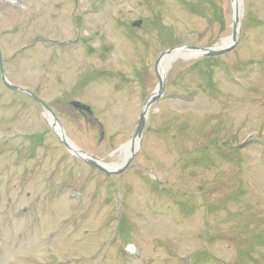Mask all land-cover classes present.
<instances>
[{
    "label": "rangeland",
    "instance_id": "rangeland-1",
    "mask_svg": "<svg viewBox=\"0 0 264 264\" xmlns=\"http://www.w3.org/2000/svg\"><path fill=\"white\" fill-rule=\"evenodd\" d=\"M210 1L0 0L4 74L27 90H0V264H264V0H241L230 51L171 61L117 175L67 151L34 98L77 148L121 165L157 55L230 36L232 0Z\"/></svg>",
    "mask_w": 264,
    "mask_h": 264
},
{
    "label": "water",
    "instance_id": "water-1",
    "mask_svg": "<svg viewBox=\"0 0 264 264\" xmlns=\"http://www.w3.org/2000/svg\"><path fill=\"white\" fill-rule=\"evenodd\" d=\"M141 23L140 20L138 21H134L132 22V26H139ZM232 33H231V41L227 44H220L217 46H212V47H198V46H190V45H182L179 47H175V48H171V49H167L165 51H163L162 53L159 54L157 60H156V64L158 63L159 59L161 57H163L165 54H169L173 51H178V50H190L194 53V57L195 56H200V55H218V54H222L224 52H226L227 50L231 49L234 45V43L237 41L238 39V31H239V19L237 16L233 17V21H232ZM158 84L157 87L155 88V90L150 94V96L148 97V99L145 101L142 110L140 112L139 115V120H138V124H137V128L135 130V134L134 137L132 139V141L141 136L143 127H144V123H145V116L147 113V110L149 108V106L156 101L159 97L160 94L163 90L164 87V82L163 79L158 75ZM2 80L4 82V84H6L8 87L13 88V89H18V90H23L26 91L25 89H21V88H17L16 86H13L12 84H10L5 77L2 75ZM34 98L36 100H38L40 102V104L49 111V108L36 96H34ZM71 105L74 106L75 108H77L80 111H90L89 107L79 103L78 101H72ZM54 120L59 124L57 118L52 115ZM61 143L65 146V148L70 151L71 153L75 154L76 156H78L79 158H81L82 160H84L85 162H87L88 164L96 167L98 170H100L101 172L105 173V174H115L118 173L120 171H122V169L125 168L126 164L130 161L133 151L125 158V160L123 161V163L121 165L118 166H114V165H106L104 164L100 159L91 156L89 154H87L86 152L82 151L81 149L77 148L75 145H73L70 141L67 142L65 139L59 137ZM129 249L132 250L133 247L129 246Z\"/></svg>",
    "mask_w": 264,
    "mask_h": 264
},
{
    "label": "bare ground",
    "instance_id": "bare-ground-1",
    "mask_svg": "<svg viewBox=\"0 0 264 264\" xmlns=\"http://www.w3.org/2000/svg\"><path fill=\"white\" fill-rule=\"evenodd\" d=\"M232 8L234 11L235 16L240 18L241 16V0H232ZM230 38L222 40V43H228L230 42ZM193 52L190 50H178V51H173L169 54L164 55L161 57V59L157 63V73L159 76L163 79L165 70L167 67L170 65L171 61L175 59L176 56H183L185 58H189L193 56ZM49 122L52 125V128L55 130V132L63 139H65L67 142H69L68 138L64 135V132L61 128V126L54 120L53 117L49 118ZM139 137L135 138L130 144H127L126 146L123 147L122 150V158H126L135 148L137 143L139 142Z\"/></svg>",
    "mask_w": 264,
    "mask_h": 264
},
{
    "label": "flooded vegetation",
    "instance_id": "flooded-vegetation-1",
    "mask_svg": "<svg viewBox=\"0 0 264 264\" xmlns=\"http://www.w3.org/2000/svg\"><path fill=\"white\" fill-rule=\"evenodd\" d=\"M4 59H2V66H4ZM2 81H1V79H0V90L2 91V92H4V90L5 91H7V92H9L10 93V96H11V98L12 99H14V98H16V96H14V94L16 93H18L16 90H9V89H7L2 83H1ZM13 94V95H12ZM13 96V97H12ZM16 100H14V102H15ZM12 103V102H11ZM11 103H9V104H11ZM82 116H85V114H82V113H80ZM32 152H33V150H32V148L30 149V151H29V155L28 156H30L31 154H32ZM21 164H22V162H19V161H17V162H15L14 163V165H16V166H21ZM25 169H27L26 171H25ZM24 169V171L25 172H22V173H19V175H21V174H25V179L24 180H22V181H19V183H17V184H28V183H31V179H32V176H33V174H34V172H35V170H33L34 168H32V167H30V168H25ZM29 170V171H28ZM32 174V175H31ZM28 175V176H27ZM18 176V175H17Z\"/></svg>",
    "mask_w": 264,
    "mask_h": 264
},
{
    "label": "trees",
    "instance_id": "trees-1",
    "mask_svg": "<svg viewBox=\"0 0 264 264\" xmlns=\"http://www.w3.org/2000/svg\"><path fill=\"white\" fill-rule=\"evenodd\" d=\"M208 2H209V3H213V2H211L210 0H208ZM211 5H212V9H213V13H214L215 17L218 18V17L216 16V15H217V12H216V9H215L216 7H215L213 4H211ZM167 37H169V35H168Z\"/></svg>",
    "mask_w": 264,
    "mask_h": 264
}]
</instances>
